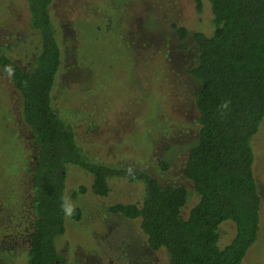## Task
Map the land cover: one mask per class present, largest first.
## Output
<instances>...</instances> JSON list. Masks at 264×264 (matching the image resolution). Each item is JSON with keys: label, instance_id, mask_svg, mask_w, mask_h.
I'll return each instance as SVG.
<instances>
[{"label": "rangeland", "instance_id": "374dc122", "mask_svg": "<svg viewBox=\"0 0 264 264\" xmlns=\"http://www.w3.org/2000/svg\"><path fill=\"white\" fill-rule=\"evenodd\" d=\"M3 11L12 15L16 25L14 35L0 39V49L29 70L39 41L26 26V7L19 0H0ZM51 15L61 48L53 102L57 112L75 127L82 153L91 162L119 169L136 167L162 185L186 187L189 198L182 216L188 217L200 199L184 175L200 130L194 105L198 86L187 75L195 53L178 48L172 25L211 33L208 0L200 14L193 0H54ZM158 53L167 59L163 72L169 82L162 81L161 86L152 77ZM1 91L0 211L18 210L22 204L18 205L19 196L29 210L36 158L33 134L22 121L19 98ZM253 143L261 223L258 239L242 264H264V120ZM163 163L169 165L167 170ZM92 183L91 174L77 166L68 167V210L80 208L82 218L75 221L66 215V231L56 238V248L66 264H166L165 257L150 248L140 218L109 212L118 203L141 205L143 183L114 178L107 197L88 192L75 199L73 193L81 185L90 187ZM219 234L223 248L234 239L235 224L223 223ZM28 250V238L0 242V264H28Z\"/></svg>", "mask_w": 264, "mask_h": 264}, {"label": "trees", "instance_id": "16d2710c", "mask_svg": "<svg viewBox=\"0 0 264 264\" xmlns=\"http://www.w3.org/2000/svg\"><path fill=\"white\" fill-rule=\"evenodd\" d=\"M19 1L26 7V26L38 38L39 50L32 68L24 70L0 49V91L19 98L22 121L33 134L36 158L31 206L29 210L26 204L20 206L19 198L20 208L6 212L5 224L0 218V234L14 233L20 237L12 240L18 242L29 236L28 264H66L55 241L66 231V215L75 221L82 218L80 208L68 210L65 194L67 169L77 166L92 175L93 183L81 185L73 193L75 199L88 192L107 197L114 178L143 183L141 205L118 203L109 212L140 218L150 248L165 257L166 264H242L258 239L261 223L253 139L264 120V0H208L211 33L172 25L178 48L195 53L187 74L198 86L194 105L200 130L184 175L200 199L186 218L182 216L189 198L186 187L162 185L136 167L119 169L91 162L82 153L75 127L53 102L61 66L51 15L54 0ZM193 1L197 13H202L204 0ZM11 16L0 12V39L14 35L16 22ZM158 58L163 60L166 55L158 53ZM162 166L164 170L169 167L167 163ZM228 221L235 224L236 235L220 248L219 229Z\"/></svg>", "mask_w": 264, "mask_h": 264}, {"label": "flooded vegetation", "instance_id": "af4514ba", "mask_svg": "<svg viewBox=\"0 0 264 264\" xmlns=\"http://www.w3.org/2000/svg\"><path fill=\"white\" fill-rule=\"evenodd\" d=\"M159 59H161V58H159ZM155 60V62L153 63L154 65L152 66V73H153V78L154 79H156L157 81H158V83H159V85L161 86V83H162V81H168V76H167V74L166 73H164L163 71H167V68H166V66H167V59L165 58V59H163V60ZM157 61V62H156ZM166 63V64H165ZM155 69V70H154ZM156 70H158V71H160V73H157V71ZM188 75V74H187ZM1 78V77H0ZM165 78V79H164ZM0 82H2V80L0 81ZM169 82V81H168ZM2 84H3V82H2ZM175 87H177V85H175ZM179 87V86H178ZM177 96V95H176ZM20 198V200L22 201V204L20 205V206H22V205H25V203H23V199H22V196H19L17 199H19ZM7 212V211H6ZM6 212H3V211H0V218L2 219V221H4V224L6 223V221L9 219V217H8V213H10L9 211H8V213H6ZM2 214V215H1ZM6 218H8L7 220H6ZM18 226H19V224H18ZM5 227V226H4ZM14 231V230H13ZM6 231H3L0 235V242L1 243H8V242H13L14 240H12V239H15V238H19L20 236H18V235H16V234H14V233H9V234H7V233H5ZM15 232V231H14ZM28 237V240H29V236L27 235L25 238H27ZM24 238V239H25ZM19 240V239H18ZM17 240V241H18Z\"/></svg>", "mask_w": 264, "mask_h": 264}]
</instances>
